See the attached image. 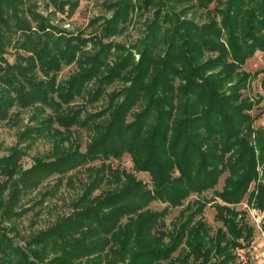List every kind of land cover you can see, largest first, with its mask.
<instances>
[{"label":"rangeland","instance_id":"obj_1","mask_svg":"<svg viewBox=\"0 0 264 264\" xmlns=\"http://www.w3.org/2000/svg\"><path fill=\"white\" fill-rule=\"evenodd\" d=\"M67 1L74 2L73 0ZM224 2L225 0H77L78 6L69 14V5H65V11L62 12L51 5L48 6L46 0H26L24 7L32 6L36 12L49 20L52 25V34L70 38L79 36L86 41L79 47L82 54L80 51L76 52L72 62L63 64L55 74L54 85L57 90L66 89L69 83L74 86L81 83L78 85V93L73 94L71 102L62 107L61 113H53L38 104L23 108L10 99L7 102L0 99V108H2L0 110V164L2 159L13 150L17 151L21 157L19 169L14 177L6 178L0 175V200L4 201L0 204V233L8 228V237L28 254L25 247L27 237L39 234L48 236L46 234L48 232L45 231H49L59 220L72 216L75 212L86 208L87 204L103 199L104 196L117 189L119 183L108 174L110 167L127 172L132 179L142 180V183L146 184L145 189L153 190L150 175L138 170L130 153L125 152L118 159L110 158L104 160L103 163L101 160H94L78 165L64 174L51 172L41 177L40 181L30 188L20 189L11 201V205L8 207L6 205L13 187L20 185L24 187L17 182L23 170L31 168L37 162H51L58 155L70 150L85 152L86 147L94 139L106 132L118 103L124 97L123 90L128 87L129 82L125 78L114 81L105 87V92L102 94L100 92L95 99H91L90 96L94 92V87L96 88L97 80L99 82V78L108 70L104 69V66L111 68L123 59L130 62V69L138 62L141 46L147 35L154 38L161 37L155 47L154 55L158 53L164 55L169 51V44L173 39L172 31L176 28L174 22L166 20L165 17H170L172 12L177 14V27L179 24L182 26L184 22L188 30L194 25L208 24L209 26L214 24L215 27L221 29L219 10L223 8ZM124 12H126L125 15H123ZM119 15L126 21L119 27L118 32L107 34L104 29L111 25L110 20ZM26 19L31 27L35 26L30 18L26 17ZM180 31L182 32V29ZM196 32L200 34L198 36L200 40L209 35V32L203 29H196ZM221 32V36L212 39L228 49L226 32L224 29ZM262 34L264 35V29ZM178 36L175 35L177 40H179ZM10 44V46H20L17 39ZM101 44L103 45L101 50H104L100 52V57H105L103 58L105 65H101L96 71L93 70L92 78L85 80L82 74L90 70L93 55L99 50ZM109 46L110 48L106 50ZM200 50V62L211 59L209 66H213L215 63L212 59L217 56V51L203 46ZM25 55L18 49L6 47L4 51L0 50V66L3 67L0 69V75L7 76L8 74L7 78L11 84L20 81L16 79V76L15 80L9 77L10 72L6 68L7 65L13 64L20 67L23 65V73L29 72L31 76H38L34 74H37L39 64H34V71H31L30 64L27 65L23 61ZM4 58H6L5 61H3ZM78 58L80 60H77ZM34 60L33 62L36 63L37 59ZM243 60L238 68L228 74L227 79L211 77V81L213 80L216 95L224 94L225 98L235 92L238 97L233 102L245 104L246 118H232L230 124L235 127V130L237 129L236 134L252 148V154L250 152L244 160L238 163L237 171L225 170L218 174L216 183L211 187L198 190L184 189L186 191L183 192L186 195L177 203L153 201L143 209L128 213L119 220L120 226L125 225L126 227L128 219V224H133V226L128 225L125 231L134 232L139 225V216H141L139 214L147 212L145 215H148L155 211L163 213L161 225L148 228L149 236L153 238L151 240H158L161 247L162 245L166 247L172 244V237L175 233H182V235L176 240L179 247L175 248L167 260H161V264H169L178 255L186 257L178 264H223L225 261H228V264H264V206L258 204L259 199L262 198L261 189L264 186V145L260 149L257 144V138L260 135L258 131L259 129L264 130V49H256ZM215 72L214 67L209 71H204V75L207 79L210 75L216 74ZM130 75L131 72H128L127 76ZM146 83L151 84V77ZM176 85L179 86V81ZM7 86L9 85L0 79V87L4 89H0V96L4 91L7 96H14L15 93L9 91ZM176 101L177 96L174 99V105L178 106ZM141 109L142 106L137 104L132 108V112L136 113ZM202 110L201 108L199 112L202 113ZM238 111L234 112L237 114ZM69 114H75L76 120L73 125L65 127L58 122V116L65 117ZM225 114L233 117L228 110ZM236 123L238 127L235 126ZM210 140L201 142L197 139L196 142L202 152L211 149ZM217 141L219 140H213V142ZM182 147L181 144L180 149ZM231 148L229 152L224 153V160L227 164L232 162L242 147L237 146V149L232 150ZM201 160H196L194 169L201 170L198 174L203 177L204 173L209 170V167H206L208 158H205L203 162ZM210 164L215 163L210 162ZM102 169L104 171L101 174ZM99 171L101 181L97 186L90 188L89 183ZM245 176L248 178L245 180V190L232 191L233 184ZM120 179L124 180L122 176ZM8 210L18 215L4 217ZM102 210L108 212L107 209ZM195 230L199 232L200 245L194 247L192 243H189L188 235L193 237ZM64 239L66 242H60L61 239H57L55 243L50 238L47 239L48 245L43 253L44 246L33 247L39 256L33 257L32 260L28 258L26 264H106V262L125 264L138 250L137 247L130 245L132 240L128 239L125 250H120V247L116 245L109 255L105 253L107 249H102L96 254L89 255L87 259L86 257L78 258L76 254L74 257L65 256L59 259V249L68 247L64 243L71 242L70 238L65 237ZM151 240L150 242L153 243ZM191 241L196 243L194 238ZM206 248L208 251L204 260L202 254L206 252ZM16 263L19 264L13 257L12 263L4 262L3 264Z\"/></svg>","mask_w":264,"mask_h":264},{"label":"trees","instance_id":"obj_2","mask_svg":"<svg viewBox=\"0 0 264 264\" xmlns=\"http://www.w3.org/2000/svg\"><path fill=\"white\" fill-rule=\"evenodd\" d=\"M46 1L48 6L51 5L54 9L62 12L65 11L64 6L69 5V14L78 6L77 0H73L74 2L67 0ZM25 2L26 0H0V50L4 51L6 47L18 49L19 52L21 50L26 54L23 56V61L27 65L30 64L31 71H34V64H39L37 74H34L38 76H31L29 72L23 73V65L21 67L13 64L7 65L6 68L12 75L9 74V77L15 80L16 76L20 82L15 81V84H11L7 78L8 74L7 76L0 75L2 82L9 85L7 86L9 91L15 93L14 96H7L4 91L0 99L4 102L10 99L23 108L38 104L53 113H61L62 107L71 102L73 94L78 93V85L81 83H77L76 86L69 83L66 89L57 90L54 85L55 74L63 64L72 62L76 52L80 51L82 54L79 47L82 43L84 44L86 39L79 36L70 38L52 34V25L49 20L36 12L32 6L24 7ZM219 13L221 14V29L215 27L214 24L210 26L208 24L194 25L188 30L184 22H182V26L179 24L177 27L176 13L172 12L170 17L165 16L166 20L169 19L176 26L172 31L173 39L171 45L169 44V51L164 55L158 53L155 56V47L161 37L154 38L147 35L141 46L140 58L130 69V62L123 59L113 67L105 68L103 62L105 57H100V52L104 50H101L103 46L101 44L99 50L93 55L90 70L82 74L85 80H89L94 74L92 71H96L101 65L104 66V69H108L99 78V82L97 80L96 88L94 87V92L90 96L91 99H95L98 93L105 92V87L114 81L125 78L129 82L128 87L123 90L124 97L118 103L115 114L107 125L106 132L101 137L94 139L86 147L85 152L70 150L58 155L51 162H37L31 168L23 170L17 182L24 187L14 186L6 205L7 207L11 205V201L20 189L30 188L34 183L40 181L41 177L51 172L64 174L78 165H84L94 160H101L103 163L104 160L110 158L118 159L125 152L130 153L138 170L150 175L153 190L145 189L146 184L144 185L142 180L132 179L127 172L110 167L108 174L119 183L117 189L111 194H107L108 196H104L103 199L87 204L86 208L75 212L72 216L59 220L49 231H45L48 232L46 233L48 236L39 234L27 237L25 247L29 255L8 237L9 229H4L0 233V264L12 263L13 257L19 264H26L28 258L32 260L39 256L33 247L44 246L43 253L49 238L53 243L58 241L57 239H61L60 242L65 241V237L71 239V242L64 243L68 247L59 249V259L65 256L74 257V254L78 258L86 257L87 259L89 255L96 254L102 249H107L105 253L109 255L114 251L116 245L120 247V250H125L126 243L130 239L132 240L130 245L137 247L138 250L125 264H161V260H167L175 248L179 247L176 240L182 233H175L172 237V244L166 247H163L164 245L161 247L160 241H152L153 238L149 236L148 228L161 225L162 212L155 211L148 215H145L147 212L139 214L141 215L139 216V225L134 232L125 231L128 229V225L133 226V224H128V219L126 227L125 225L120 226L119 220L127 216L128 213L143 209L153 201H166L174 204L186 195L184 193L186 190L211 187L216 183L218 174L225 170L237 171L238 163L244 160L250 152L252 154V148L236 134L237 129L235 130V127L230 124L232 118H246L245 104L233 102L238 97L235 92L225 98L224 94L216 95L211 77L227 79L228 74L244 61V57L252 54L256 49H264V35L262 34L264 0H225ZM125 14L126 12L123 13V15ZM26 17L35 23L34 27L30 26ZM125 21L126 19L121 15L115 16L113 20H110L111 25L106 26L104 31L109 35L115 34ZM196 29L208 31V37L204 36L200 40L201 38H198L200 34H197ZM222 29L226 32L228 49L212 39L221 36ZM175 35L176 37L179 35V40L175 38ZM196 38L197 42H195ZM16 39L20 46H10V43ZM202 46L217 51V56L212 59V62L215 63L213 66H209L211 59L200 62V47ZM108 48L110 46L106 50ZM35 58L37 62L39 61L38 63L33 62ZM214 67L216 74L210 75L206 79L204 71H209ZM0 69L3 67L0 66ZM128 72H131L130 76H127ZM150 77L151 84L148 85L146 81ZM177 81H179V86L176 85ZM70 87L73 88L69 89ZM0 89L2 88L0 87ZM175 94L178 106L174 105ZM137 104L141 105L142 109L133 113L132 108ZM201 108L203 114L199 112ZM226 110L230 111L233 117L226 115ZM235 110H239L237 114L234 112ZM74 115L58 116V122L65 127L71 126L76 120ZM235 126L238 127V124L236 123ZM258 133L261 136H258L257 144L262 149L264 130L259 129ZM197 139L201 142L211 139L209 144L211 149L202 152L196 142ZM217 139L219 141L213 142ZM220 141L221 143H219ZM181 144L183 147L180 149ZM237 146L238 148L242 147L241 151L232 162L225 163L224 153L229 152L231 147V150L237 149ZM205 158H208L206 167H209V170L202 177L198 174L201 170H195L194 167L197 159H202L203 162ZM20 159L19 153L15 150L4 157L0 164V175L6 178L14 177L19 169ZM209 161L215 164L211 165ZM103 171L102 169L101 174ZM120 176L124 178L123 181ZM246 179H248L247 176L233 184L232 191H244ZM100 181L99 171L89 183V187L97 186ZM184 189L186 190L184 191ZM231 194L233 195V192ZM261 196L264 198V186L261 189ZM262 198L259 199L260 206H264ZM3 202L1 199L0 204ZM102 209H107L108 212H104ZM16 215H18L16 212L8 210L4 217ZM194 232L193 237L188 235V239L190 238L189 243L195 247L200 244L199 232L197 230ZM192 238L196 239V243L191 241ZM127 250L130 249L127 248ZM205 251L202 254L204 260L208 248ZM61 254H63L62 257ZM185 258V256L178 255L169 264H178ZM106 264L113 263L106 262ZM223 264H228V261Z\"/></svg>","mask_w":264,"mask_h":264}]
</instances>
